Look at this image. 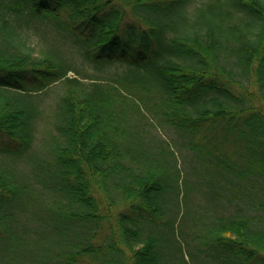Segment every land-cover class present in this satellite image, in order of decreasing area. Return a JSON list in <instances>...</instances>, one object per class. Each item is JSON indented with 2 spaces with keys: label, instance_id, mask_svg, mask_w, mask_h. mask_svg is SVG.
Listing matches in <instances>:
<instances>
[{
  "label": "trees",
  "instance_id": "obj_1",
  "mask_svg": "<svg viewBox=\"0 0 264 264\" xmlns=\"http://www.w3.org/2000/svg\"><path fill=\"white\" fill-rule=\"evenodd\" d=\"M57 80L34 173L52 202L31 212L28 177L0 168V264H264V0H0V156ZM111 190L122 207L100 211ZM47 226L44 249H10Z\"/></svg>",
  "mask_w": 264,
  "mask_h": 264
},
{
  "label": "rangeland",
  "instance_id": "obj_2",
  "mask_svg": "<svg viewBox=\"0 0 264 264\" xmlns=\"http://www.w3.org/2000/svg\"><path fill=\"white\" fill-rule=\"evenodd\" d=\"M91 71V70H89ZM68 75H73L72 71L68 72ZM95 75H100L99 72L95 71ZM88 80V79H86ZM31 89L33 90V92L38 95V99H39V109L41 111L40 115L37 117V119L35 120V125H34V129H33V137L30 141V143L28 144L27 148H23V147H19V146H15L17 147L15 152L9 154V155H2L0 156V168H9L12 169L14 173H18V174H24L28 177V180L30 182L29 184V192L31 191L33 194V197L30 201V205L27 206V204L25 203L26 207H29V210L31 209V212H35L36 211V204L40 205V203L42 204V202L45 201H49L52 202V198H50V196L48 195V191L46 190V188L43 186V184L41 182H37L39 179L35 178L34 173L36 172L35 170L38 169H42V168H47L50 165L45 164V160L46 158H50L51 154H49V152H47L50 149V146L52 145L51 141L53 139V137H51V134L54 133V124H53V118H52V114L53 111L55 109V102L58 99L59 95L62 93L63 91V86L62 83L60 82V80H57L56 82H53L47 86H45L44 88L40 89V90H36L35 87ZM147 115V113H145ZM151 115H149L150 117ZM157 125V126H156ZM145 128L147 129L146 132H148V135H154L155 137H162L163 139H166L170 144L172 143V134L168 128L166 127H161L157 121L155 120H151V118H149V121H146V125H144ZM4 139L0 138V143H3ZM173 144V143H172ZM171 144V145H172ZM172 147H174L172 145ZM188 151V150H187ZM176 156L178 158L177 160V166L181 167V157L179 156V154L176 153ZM18 174H16V176H18ZM23 176V175H22ZM30 178V179H29ZM37 179V180H36ZM25 192V191H24ZM29 192L26 193L29 194ZM111 194L113 196H111ZM111 194H110V200H106V201H102V205H99L100 207V211H105L107 209H109L111 211V213H113L115 211V209L117 208H121L122 205L117 206V199L115 200V196H118V192L115 190H111ZM97 197V194H95ZM18 199L17 203H21V199L23 200V196L19 195V197L16 198V200ZM34 199H41V200H37L34 201ZM115 203V205H113ZM20 205H24V203L22 202ZM33 207V208H32ZM78 207V208H77ZM39 210L41 211V214L45 217L48 218L50 213L47 212L46 210L44 211V209L41 206H38ZM74 210L77 211H82V210H86L84 208L83 205L76 206L74 205L72 207ZM28 209V208H27ZM30 216V213L29 215ZM28 220V218H26ZM46 221H48V219H46ZM75 224V233L76 235H81L82 230H83V226L87 223V221H85V218H80V216H78L77 219H75L74 221ZM36 224H38V222L36 221H32L30 228L31 229H36ZM23 224L19 223V220L17 219V223H14L11 225L12 230L16 233V234H20L19 233V229L18 227H21ZM64 224L61 223V221L58 219L56 222L55 227L56 228H61V226H63ZM31 226H34L31 227ZM105 227V226H104ZM102 228L99 229L97 231V235L94 236V238H92V242H94L95 244L100 243L101 237L103 234L101 233H105L107 231V228ZM39 234L38 236L35 237V235L32 231H28L27 234L25 235L26 237V244L23 247H21V245L18 246H12L10 247V249H44V246L42 245L43 243L46 244L45 238H47V233L50 231L49 227L47 226V230L46 232L41 230V228H39ZM69 231L70 235L72 234V229L71 230H67ZM55 233H53L52 235V239H54V244L55 241L58 243V245H56V249H65L66 246L69 244V239L65 238L64 240L62 239L60 241V238H56ZM21 235V234H20ZM65 235H68L67 233ZM59 239V240H57ZM72 239H74V237L72 236ZM79 237L76 239H74L76 242H78ZM53 241V240H52ZM81 243V242H80ZM3 247V242H0V249H2ZM25 247V248H24ZM54 247V246H53ZM20 263L23 264H30L28 260H24ZM32 263V262H31ZM207 263V262H206ZM34 264V263H33ZM35 264H38L37 261H35ZM82 264H97L95 262H93L90 258H84L82 260ZM210 264V263H209Z\"/></svg>",
  "mask_w": 264,
  "mask_h": 264
}]
</instances>
